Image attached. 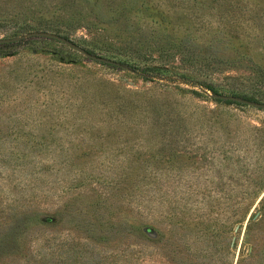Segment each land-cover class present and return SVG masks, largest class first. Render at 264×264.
Wrapping results in <instances>:
<instances>
[{"label":"rangeland","instance_id":"1","mask_svg":"<svg viewBox=\"0 0 264 264\" xmlns=\"http://www.w3.org/2000/svg\"><path fill=\"white\" fill-rule=\"evenodd\" d=\"M32 32L125 67L0 44V264H264V110L214 97L264 103V0H0Z\"/></svg>","mask_w":264,"mask_h":264},{"label":"water","instance_id":"2","mask_svg":"<svg viewBox=\"0 0 264 264\" xmlns=\"http://www.w3.org/2000/svg\"><path fill=\"white\" fill-rule=\"evenodd\" d=\"M26 37H38V38H47V39H52V40H57L65 45H67L68 47H70L71 49L83 54L84 56H86L87 58L94 60V61H98V62H102L105 64H110V65H114V66H118V67H125L124 65L106 59V58H102L93 54H90L89 52H87L84 48L78 46L77 44H75L74 42H72L71 40H68L67 38H64L63 36L54 34V33H50V32H32L28 35H23L20 37H16V38H7V39H0V44H10V43H16L19 41H22L23 39H25ZM215 99L217 100H222V101H231V102H235L238 104H244V105H248V106H252L254 108H258V109H263L264 110V103L261 102H257V101H252L249 99H246L244 97H240V96H233V95H222V94H216L214 95Z\"/></svg>","mask_w":264,"mask_h":264},{"label":"trees","instance_id":"3","mask_svg":"<svg viewBox=\"0 0 264 264\" xmlns=\"http://www.w3.org/2000/svg\"><path fill=\"white\" fill-rule=\"evenodd\" d=\"M145 75V74H144ZM146 76V75H145ZM208 90H212V92H214L216 94V92L213 90V88H210L209 86L207 87ZM247 99V98H246ZM250 100V99H249ZM228 103H235V102H231V101H227ZM237 104V103H236Z\"/></svg>","mask_w":264,"mask_h":264}]
</instances>
